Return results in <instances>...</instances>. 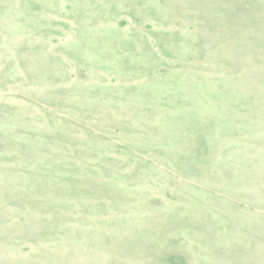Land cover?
Returning a JSON list of instances; mask_svg holds the SVG:
<instances>
[{
    "label": "rangeland",
    "instance_id": "obj_1",
    "mask_svg": "<svg viewBox=\"0 0 264 264\" xmlns=\"http://www.w3.org/2000/svg\"><path fill=\"white\" fill-rule=\"evenodd\" d=\"M0 264H264V0H0Z\"/></svg>",
    "mask_w": 264,
    "mask_h": 264
}]
</instances>
